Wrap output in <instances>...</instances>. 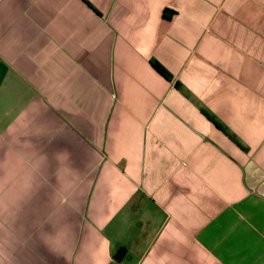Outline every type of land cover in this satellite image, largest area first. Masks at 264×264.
Masks as SVG:
<instances>
[{
    "label": "crops",
    "instance_id": "crops-1",
    "mask_svg": "<svg viewBox=\"0 0 264 264\" xmlns=\"http://www.w3.org/2000/svg\"><path fill=\"white\" fill-rule=\"evenodd\" d=\"M0 264H264V0H0Z\"/></svg>",
    "mask_w": 264,
    "mask_h": 264
},
{
    "label": "trees",
    "instance_id": "trees-1",
    "mask_svg": "<svg viewBox=\"0 0 264 264\" xmlns=\"http://www.w3.org/2000/svg\"><path fill=\"white\" fill-rule=\"evenodd\" d=\"M164 16H166L167 18L170 17V15H166V11L163 13ZM152 66L163 76L168 77V73L166 72V70L164 69V67L159 64L157 61H152L151 62ZM126 248L121 246L119 248H117L113 253H112V260L115 263H120L124 256L126 255Z\"/></svg>",
    "mask_w": 264,
    "mask_h": 264
}]
</instances>
